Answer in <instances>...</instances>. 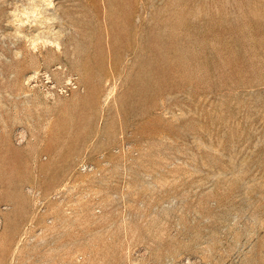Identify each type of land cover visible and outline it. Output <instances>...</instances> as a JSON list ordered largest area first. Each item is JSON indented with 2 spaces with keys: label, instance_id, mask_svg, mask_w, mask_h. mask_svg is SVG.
<instances>
[{
  "label": "rangeland",
  "instance_id": "obj_1",
  "mask_svg": "<svg viewBox=\"0 0 264 264\" xmlns=\"http://www.w3.org/2000/svg\"><path fill=\"white\" fill-rule=\"evenodd\" d=\"M190 260L264 264V0H0V264Z\"/></svg>",
  "mask_w": 264,
  "mask_h": 264
},
{
  "label": "bare ground",
  "instance_id": "obj_2",
  "mask_svg": "<svg viewBox=\"0 0 264 264\" xmlns=\"http://www.w3.org/2000/svg\"><path fill=\"white\" fill-rule=\"evenodd\" d=\"M50 3H51V2H50ZM22 140H23V139H22ZM188 263H189V264H199V262L194 261V260H193V261L190 260V261H188Z\"/></svg>",
  "mask_w": 264,
  "mask_h": 264
}]
</instances>
